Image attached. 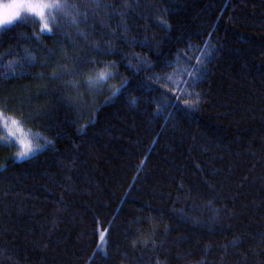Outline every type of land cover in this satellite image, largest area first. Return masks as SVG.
Wrapping results in <instances>:
<instances>
[{"label": "trees", "instance_id": "1", "mask_svg": "<svg viewBox=\"0 0 264 264\" xmlns=\"http://www.w3.org/2000/svg\"><path fill=\"white\" fill-rule=\"evenodd\" d=\"M66 2L0 31V264H264V0Z\"/></svg>", "mask_w": 264, "mask_h": 264}, {"label": "snow or ice", "instance_id": "2", "mask_svg": "<svg viewBox=\"0 0 264 264\" xmlns=\"http://www.w3.org/2000/svg\"><path fill=\"white\" fill-rule=\"evenodd\" d=\"M68 7V4L65 0V3L61 4L59 0H55L53 3H44V2H33V0H13V3H6L3 5L4 12L2 15H0V31L5 30H11V27L16 26L20 23H24L26 21V16L22 17V14L31 13L33 16H39L40 20L43 21V27L41 31H51V28L49 27V24L47 22V19L45 17L46 10L54 9L58 12H65ZM11 10V11H9ZM55 17H53V20ZM73 22H75V19H73ZM34 59V58H33ZM200 63V61H197ZM111 73L107 71H101L96 74V77L89 78L87 82L88 87H93L94 85L106 81L108 78H110ZM172 77L170 76L169 79ZM187 83V82H185ZM187 103V102H186ZM196 103H199V94H197V100ZM192 107L195 106V104L190 105ZM2 115V114H0ZM10 125V127H9ZM5 126L9 127V138H15L17 137V133H19L20 137H26L27 132H25L24 128L22 127L21 121H18L14 118H5ZM15 129V131H12V129ZM13 142H17V140L13 139ZM18 143L22 146V151L17 153L18 158H27L29 153L32 151L29 144L25 143L24 139H18ZM105 231H101L100 233V241L101 244L97 245L98 249L102 248L103 243H106L105 241ZM95 256V253L93 254Z\"/></svg>", "mask_w": 264, "mask_h": 264}, {"label": "rangeland", "instance_id": "3", "mask_svg": "<svg viewBox=\"0 0 264 264\" xmlns=\"http://www.w3.org/2000/svg\"><path fill=\"white\" fill-rule=\"evenodd\" d=\"M9 127H10V126H9ZM9 127H8V130L6 131L5 136H4V141L7 140V139H9V140H13V139L17 140V142H15V144L18 146V148H19L20 151H22V150H24V149H22V146L18 143V139H24V140H25V143L29 144L30 147H32V148H31L32 151H31L30 153H34V150H36L37 148H39L37 138H36V137L34 138V137L31 136L30 134H27L26 137H20L19 133H17V137L10 139V138H9V135H8ZM12 131H15V129L13 128ZM28 137H29V140H28ZM31 138H33L34 141H32ZM36 147H37V148H36ZM35 148H36V149H35ZM39 149H40V148H39Z\"/></svg>", "mask_w": 264, "mask_h": 264}, {"label": "bare ground", "instance_id": "4", "mask_svg": "<svg viewBox=\"0 0 264 264\" xmlns=\"http://www.w3.org/2000/svg\"><path fill=\"white\" fill-rule=\"evenodd\" d=\"M104 71V70H103ZM112 78V77H111ZM116 91V90H115ZM114 93V92H113ZM115 95V94H114Z\"/></svg>", "mask_w": 264, "mask_h": 264}]
</instances>
